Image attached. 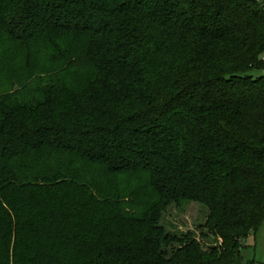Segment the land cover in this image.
I'll return each mask as SVG.
<instances>
[{
  "label": "trees",
  "instance_id": "16d2710c",
  "mask_svg": "<svg viewBox=\"0 0 264 264\" xmlns=\"http://www.w3.org/2000/svg\"><path fill=\"white\" fill-rule=\"evenodd\" d=\"M263 70L264 0H0V264H244Z\"/></svg>",
  "mask_w": 264,
  "mask_h": 264
},
{
  "label": "rangeland",
  "instance_id": "374dc122",
  "mask_svg": "<svg viewBox=\"0 0 264 264\" xmlns=\"http://www.w3.org/2000/svg\"><path fill=\"white\" fill-rule=\"evenodd\" d=\"M20 57L19 53L11 56V63L13 65H18L19 62L22 61ZM8 61L10 62V60ZM253 73L257 74L256 71ZM205 216L206 211L200 205L195 203L183 204L179 208L171 206L164 214L162 224L169 232H194L195 237L203 242L198 236L199 231L197 227L203 224ZM251 236H253V234ZM204 242L206 247L209 244H212V238ZM242 255L244 264L249 262L251 264H264V224L258 230L255 242L253 241L250 247L245 246L243 248Z\"/></svg>",
  "mask_w": 264,
  "mask_h": 264
},
{
  "label": "crops",
  "instance_id": "0c3cea01",
  "mask_svg": "<svg viewBox=\"0 0 264 264\" xmlns=\"http://www.w3.org/2000/svg\"><path fill=\"white\" fill-rule=\"evenodd\" d=\"M257 232H258V231H257ZM257 232L254 233L253 236L250 235V236L245 240V246H246V247H250V246L252 245L253 241L255 242ZM252 240H253V241H252ZM242 257H243V255H242Z\"/></svg>",
  "mask_w": 264,
  "mask_h": 264
},
{
  "label": "built area",
  "instance_id": "2783aa9c",
  "mask_svg": "<svg viewBox=\"0 0 264 264\" xmlns=\"http://www.w3.org/2000/svg\"><path fill=\"white\" fill-rule=\"evenodd\" d=\"M262 75H264V70L262 71Z\"/></svg>",
  "mask_w": 264,
  "mask_h": 264
}]
</instances>
